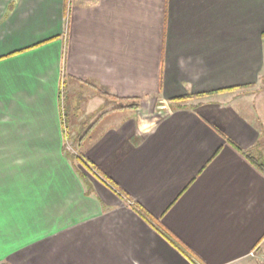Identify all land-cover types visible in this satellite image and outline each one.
<instances>
[{
    "label": "crops",
    "instance_id": "obj_1",
    "mask_svg": "<svg viewBox=\"0 0 264 264\" xmlns=\"http://www.w3.org/2000/svg\"><path fill=\"white\" fill-rule=\"evenodd\" d=\"M262 33L264 0H0V264L264 263Z\"/></svg>",
    "mask_w": 264,
    "mask_h": 264
},
{
    "label": "trees",
    "instance_id": "obj_2",
    "mask_svg": "<svg viewBox=\"0 0 264 264\" xmlns=\"http://www.w3.org/2000/svg\"><path fill=\"white\" fill-rule=\"evenodd\" d=\"M262 37H264V33H262ZM196 96H199V95H187V96H185L184 98L179 99V100H177V101H184V100H187V99H191L192 97H196ZM137 106H139V103H138V102H131L130 104L125 105V106H123V107L134 108V107H137ZM77 157H79V156H77ZM79 160L83 162L82 158H79ZM257 165H258V167L264 172V167H263V165H262V164H257ZM87 170H88V169H87ZM88 171H89V170H88Z\"/></svg>",
    "mask_w": 264,
    "mask_h": 264
},
{
    "label": "rangeland",
    "instance_id": "obj_3",
    "mask_svg": "<svg viewBox=\"0 0 264 264\" xmlns=\"http://www.w3.org/2000/svg\"><path fill=\"white\" fill-rule=\"evenodd\" d=\"M164 109L165 110L166 109H170V107L166 106ZM248 263L249 264H264L263 261H261L256 255H253L252 257H249L248 258Z\"/></svg>",
    "mask_w": 264,
    "mask_h": 264
},
{
    "label": "built area",
    "instance_id": "obj_4",
    "mask_svg": "<svg viewBox=\"0 0 264 264\" xmlns=\"http://www.w3.org/2000/svg\"><path fill=\"white\" fill-rule=\"evenodd\" d=\"M168 110H169V109H167V111H168ZM84 164H85L86 166H89V165H88L87 163H85V162H84Z\"/></svg>",
    "mask_w": 264,
    "mask_h": 264
}]
</instances>
